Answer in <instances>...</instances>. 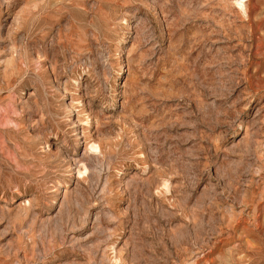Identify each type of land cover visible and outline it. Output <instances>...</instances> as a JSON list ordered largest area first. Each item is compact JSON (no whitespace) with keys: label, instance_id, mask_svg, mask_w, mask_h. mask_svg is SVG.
Here are the masks:
<instances>
[{"label":"rangeland","instance_id":"rangeland-1","mask_svg":"<svg viewBox=\"0 0 264 264\" xmlns=\"http://www.w3.org/2000/svg\"><path fill=\"white\" fill-rule=\"evenodd\" d=\"M0 264H264V0H0Z\"/></svg>","mask_w":264,"mask_h":264},{"label":"bare ground","instance_id":"bare-ground-1","mask_svg":"<svg viewBox=\"0 0 264 264\" xmlns=\"http://www.w3.org/2000/svg\"><path fill=\"white\" fill-rule=\"evenodd\" d=\"M227 38V37H226ZM207 39V38H206ZM247 59V58H246ZM247 61V60H246ZM204 63V62H203ZM197 75V74H196ZM233 77V76H232ZM245 77V76H244ZM235 82V81H234ZM233 84V83H232ZM233 86V85H232ZM210 87V86H209ZM216 127V126H215ZM254 154V153H253ZM251 169V168H250ZM193 170V169H192ZM237 174V173H236ZM197 175V174H196ZM191 179V178H190ZM165 183V182H164ZM196 184V183H195ZM190 186V185H189ZM230 189V188H229ZM238 194V193H237ZM214 197V196H213ZM211 198V197H210ZM232 198H234V197H232ZM208 199V198H207ZM238 199V198H237ZM209 201V200H208ZM255 210V209H254ZM212 214V213H211ZM204 215V214H203ZM214 216V215H213ZM202 218H204L203 216H202ZM216 218V217H215ZM210 223V222H209ZM211 223L213 224V222L211 221ZM258 223V222H257ZM261 224V223H260ZM211 225V224H210ZM204 226V225H203ZM207 226H208V224H207ZM203 228V227H202ZM212 228H213V226H212ZM211 228V229H212ZM205 229V228H204ZM219 229V228H218ZM197 230V229H196ZM201 230V229H200ZM216 230V229H215ZM193 231H194V229H193ZM204 231V230H203ZM206 231H208V230H206ZM212 230H210V232H211ZM194 234V233H193ZM204 234H205V232H204ZM208 234H210V233H208ZM187 235H188V233H187ZM193 236V235H192ZM191 237V236H190ZM197 237V236H196ZM208 237H209V235H208ZM210 239V241H211V238H209ZM189 240V239H188ZM191 240H192V238H191ZM219 240V239H218ZM186 241V240H185ZM190 242V241H189ZM200 242H203V241H201V238H200ZM199 242V243H200ZM205 243V242H204ZM207 243V242H206ZM203 244V243H202ZM202 244H201V246H202ZM194 245V244H193ZM191 246V245H190ZM195 246V245H194ZM198 246V245H197ZM196 246V247H197ZM206 246V245H205ZM182 248V247H181ZM202 249V248H201ZM182 251V250H181ZM176 256V255H175ZM140 260V259H139Z\"/></svg>","mask_w":264,"mask_h":264}]
</instances>
